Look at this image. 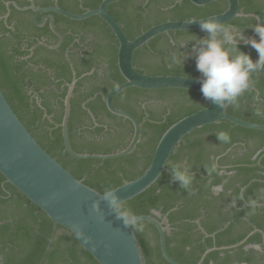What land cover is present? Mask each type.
I'll use <instances>...</instances> for the list:
<instances>
[{"label": "trees", "instance_id": "1", "mask_svg": "<svg viewBox=\"0 0 264 264\" xmlns=\"http://www.w3.org/2000/svg\"><path fill=\"white\" fill-rule=\"evenodd\" d=\"M4 1L10 0H0L1 10H4ZM14 1L18 6L25 5ZM101 1L74 0V4L67 5L64 0H59V4L67 11L83 13L87 8H97ZM239 1L241 12L257 15L259 21L264 22V9L257 5L261 0ZM169 2L174 9L167 11L160 9L167 5L166 0H118L108 5V11L131 40L158 23L201 19L222 13L226 8L210 9L208 5H194L190 0ZM10 8L16 11L14 5L11 4ZM54 23L65 36L61 49L72 44L70 49L73 51H69L67 57L36 58L35 49L29 59H20L28 51L13 45L5 33H13L14 37L18 35L9 28L0 30V89L40 146L68 168L75 178L103 193L141 175L150 164L163 132L180 118L206 107L207 101L202 94L185 89L127 88L114 98L113 105L131 113L141 123L134 148L114 159L76 160L70 157L64 151L61 129L56 124L62 121L64 98L73 77L77 82L70 99L68 135L75 152H119L129 143L133 126L129 120L110 113L101 95L94 96L98 92L107 96L124 82L117 66L118 42L110 27L98 16L72 20L54 13ZM255 23L257 19L247 15L235 17L224 25L244 31L250 37ZM29 24L28 27L36 28L33 21ZM65 26L76 36L66 35ZM196 34L206 36L200 29L157 35L135 51V69L148 75L200 78L194 56H189L184 66L172 62L173 54L182 59L190 52L192 41L188 40ZM252 37H256L255 32ZM239 47L250 53L254 60L257 58L252 47L243 43ZM91 79L100 82L81 92L80 86ZM251 79L252 86L234 103H229L227 113L264 124V115L255 114L257 110L264 113V71L253 73ZM25 86L37 91L39 104L36 100H28ZM91 97L93 99L86 101ZM44 114H53L54 122H49ZM41 120L51 128L50 131H40ZM221 131L229 135L227 142L218 140L216 134ZM263 153L264 130L244 128L227 120L196 128L171 154L166 170L158 180L138 196L122 203L120 212L128 217L159 212L158 219L164 220L163 224L168 227L165 236L167 252L180 264H197L202 254L213 247L217 249L208 252L201 264H264ZM184 160L191 165L194 176L189 189L171 181L170 163ZM216 187L221 190L216 191ZM132 228L145 264H169L161 254L158 231L151 223L139 221ZM225 246L232 247L220 249ZM0 264L98 262L79 245L69 230L54 225L40 208L0 174Z\"/></svg>", "mask_w": 264, "mask_h": 264}, {"label": "water", "instance_id": "2", "mask_svg": "<svg viewBox=\"0 0 264 264\" xmlns=\"http://www.w3.org/2000/svg\"><path fill=\"white\" fill-rule=\"evenodd\" d=\"M118 0H102L97 8L87 9L76 14L60 8L57 4L48 7H37L33 0L31 5L20 7V10L31 9L35 18L39 13L54 12L72 20H83L91 16L100 17L111 29L118 42L117 66L124 82L118 84L107 96L100 94L107 110L117 116L127 119L133 126L132 136L127 146L119 152L109 154H90L75 152L69 142L68 118L70 114V99L75 80L68 86L64 98V113L59 126L62 129L64 151L76 160L80 159H114L128 154L138 142L141 123L131 113L118 109L113 105L114 98L123 90L135 87L146 90L154 89H185L200 93L199 78L181 75H148L138 72L133 65L135 51L159 34L171 31L200 29V20L214 19L222 24L235 17L254 14H244L239 8V0H225L226 9L219 14L194 20H167L141 32L134 39H128L121 26L108 11V5ZM194 5L203 6L214 0H190ZM10 2H7V5ZM49 18L53 33L62 36L53 25V18L45 15L43 21ZM40 24V23H38ZM254 35V32L249 38ZM57 45H46L56 48ZM93 98L88 99L87 101ZM221 110L215 104L207 102L203 109L186 115L171 124L159 138L148 167L133 180L125 181L115 187L120 203H124L148 188H150L166 170V164L171 154L183 138L196 128L211 123L227 120L235 125L264 130V124L249 122ZM264 156V153L261 157ZM0 174L6 182L14 186L22 195L40 208L53 222L69 230L79 245L98 262V264H145L132 225L139 221L151 223L158 231L160 251L169 264H180L167 252L166 231L164 220H159V212L149 215L128 217L122 212L110 209L107 202L101 199V192L75 178L68 168H64L55 158L47 153L36 139L29 133L18 116L14 113L0 89ZM94 203L98 211L93 210ZM243 242V241H242ZM240 242V243H242ZM236 245V244H235ZM234 245V246H235ZM232 246L221 247L227 249ZM215 247L207 249L197 264Z\"/></svg>", "mask_w": 264, "mask_h": 264}, {"label": "clouds", "instance_id": "3", "mask_svg": "<svg viewBox=\"0 0 264 264\" xmlns=\"http://www.w3.org/2000/svg\"><path fill=\"white\" fill-rule=\"evenodd\" d=\"M193 21L189 20L188 23ZM199 27L206 36L199 37L196 34L188 40L192 41L190 52L182 59L173 54L172 62L182 63L184 66L188 57L194 56L196 70L200 73V92L204 100L223 110L226 103H234L252 86L253 73L264 71V22L257 21L252 26L256 37L251 38L244 31H236L214 19L200 20ZM241 43L256 50L258 56L255 60L250 53L239 47ZM255 114L264 115L260 110ZM216 135L223 142L230 139L223 131ZM170 169L172 182H178L184 189L191 187L194 176L187 160L170 163ZM101 199L107 202L110 209L120 212L122 205L116 191L106 189L101 194ZM93 210L98 211L95 203Z\"/></svg>", "mask_w": 264, "mask_h": 264}, {"label": "flooded vegetation", "instance_id": "4", "mask_svg": "<svg viewBox=\"0 0 264 264\" xmlns=\"http://www.w3.org/2000/svg\"><path fill=\"white\" fill-rule=\"evenodd\" d=\"M18 1L20 3L25 4V5H22L20 7H25V6L31 5V0H18ZM73 1L74 0H64V3H66L67 5L68 4L72 5V4H74ZM169 1H174V0H166V4L167 5L166 6L164 5L160 9L167 10V11L171 10V9H174V5L173 4H169L170 3ZM176 1H177L176 3L180 2V0H176ZM7 2H10V3L7 5ZM12 2H15V1L14 0L4 1V6H5L4 10L0 9V30H2L4 27L5 28H9L12 32H14V34L18 35L16 37H14L13 33L12 34L10 32H6L5 33V35L8 36L11 39V42H12L13 45H16L17 47L20 46L21 50H27L28 51V53L26 55H24V56H21L20 59H26V60L29 59L33 55V52H34L35 49H37L36 50V54H34L36 58H44V57H47V56H50V55H59L60 57H62V55H63V57L64 56L67 57L68 56V52L69 51L70 52L73 51L72 49H70L72 44H70L68 48L66 47L63 50L61 49V46H62V43L64 41V37L65 36H63L57 30V28L55 26V23H54V12L39 13L36 16V18H35V12L32 11L31 9L20 10V9H17L15 6L14 7L16 8V11L11 9L10 5L12 4ZM33 2H34V4L37 7H48V6H54V5L57 4L60 8H62L60 6V4H59V0H33ZM207 5L210 7V9H222L224 7H227V2L225 0H214L213 2L208 3L206 5H203V6H207ZM257 5L261 6L264 9V0H261V1L257 2ZM239 8H240V1H239ZM87 9H90V8H87ZM56 14H58V13H56ZM76 14H80V13H76ZM45 15H49V16H51L53 18L54 28L62 36V41L59 44H58L59 38L51 30L50 23H49V18L46 17V19L43 21V18H44ZM31 21H33V23L36 26V28L28 27V24ZM38 23H40V24H38ZM29 26H30V24H29ZM64 29L66 30V32H65L66 35L67 34L68 35H70V34L74 35L73 32L69 29V27L65 26ZM75 36H76V34L74 35V37ZM76 40L77 39L74 38V41H76ZM44 44L53 45V46L58 44V46L56 48H49V47H46ZM39 46L45 47V49H42ZM29 64H30V66H32L31 63H29ZM33 70H38V67H33ZM91 72H92V70H91ZM91 72L85 73L81 77H83V76H85L87 74H90ZM81 77H79V78H81ZM74 80H75V83L77 82V79L73 77V79L69 83V85ZM99 82L100 81L97 80V79H91L90 81H84V83L80 86V88H81L80 91L81 92H86V90L89 88V86L98 85ZM24 88H25L26 94L29 95V99L28 100L30 102H33L34 100H36L38 102V104H39V96H38L37 91H34L33 88L29 87V86H25ZM41 91L42 90H40V92ZM98 94L100 95L101 93L98 92L94 96H96ZM93 97H91V98H93ZM88 99H90V98H88ZM52 116H53V114H51L50 116H48L47 114H44V117H47L49 122H51V123L54 122L52 120V118H51ZM92 119H93V122H95V119H94L93 116H92ZM40 122L42 123L43 121L41 120ZM59 124H56V126H59ZM95 125H97L96 122H95ZM42 127L41 128L38 127V128L43 133H45L46 130L50 131V129H51V128H47V125H45V124H43ZM60 129H61V127H60ZM61 134H62V129H61ZM62 140H63V138H62ZM73 164H75V163H73Z\"/></svg>", "mask_w": 264, "mask_h": 264}, {"label": "crops", "instance_id": "5", "mask_svg": "<svg viewBox=\"0 0 264 264\" xmlns=\"http://www.w3.org/2000/svg\"><path fill=\"white\" fill-rule=\"evenodd\" d=\"M215 190L216 191H220L221 190V187H216L215 188ZM197 222V224H198V227H199V229L202 231V228L199 226V221H196ZM255 230H253L252 232H250L242 241H244L250 234H252L253 232H254ZM241 241V242H242ZM240 243V242H239Z\"/></svg>", "mask_w": 264, "mask_h": 264}]
</instances>
